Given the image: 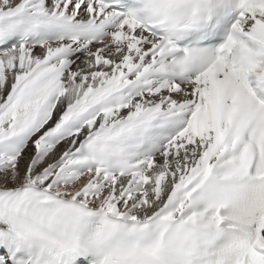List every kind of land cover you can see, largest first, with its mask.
Returning a JSON list of instances; mask_svg holds the SVG:
<instances>
[{"label": "snow or ice", "instance_id": "1", "mask_svg": "<svg viewBox=\"0 0 264 264\" xmlns=\"http://www.w3.org/2000/svg\"><path fill=\"white\" fill-rule=\"evenodd\" d=\"M0 264H264V0H0Z\"/></svg>", "mask_w": 264, "mask_h": 264}]
</instances>
